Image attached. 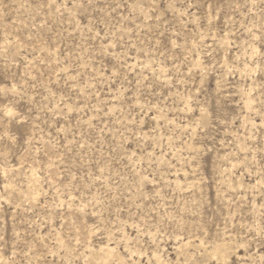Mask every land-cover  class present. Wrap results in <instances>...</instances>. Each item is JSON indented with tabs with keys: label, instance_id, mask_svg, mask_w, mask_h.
Instances as JSON below:
<instances>
[{
	"label": "rangeland",
	"instance_id": "rangeland-1",
	"mask_svg": "<svg viewBox=\"0 0 264 264\" xmlns=\"http://www.w3.org/2000/svg\"><path fill=\"white\" fill-rule=\"evenodd\" d=\"M0 264H264V0H0Z\"/></svg>",
	"mask_w": 264,
	"mask_h": 264
},
{
	"label": "bare ground",
	"instance_id": "bare-ground-1",
	"mask_svg": "<svg viewBox=\"0 0 264 264\" xmlns=\"http://www.w3.org/2000/svg\"><path fill=\"white\" fill-rule=\"evenodd\" d=\"M33 188L35 187H32L29 191V195H33L34 192H33ZM102 252L101 254H99V256H96V257H99L100 259L102 260H108L109 257H110V250L108 248H103V249H100Z\"/></svg>",
	"mask_w": 264,
	"mask_h": 264
}]
</instances>
